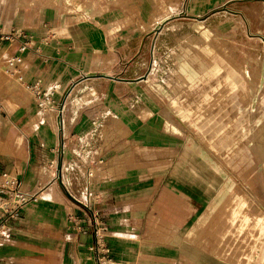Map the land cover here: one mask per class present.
<instances>
[{"label":"crops","instance_id":"1","mask_svg":"<svg viewBox=\"0 0 264 264\" xmlns=\"http://www.w3.org/2000/svg\"><path fill=\"white\" fill-rule=\"evenodd\" d=\"M158 10L159 0H0V31L20 28L31 36L17 66L23 81L5 70L8 60L18 53V42L4 43L0 51V172L17 175L23 188L38 198L19 211L18 220L11 221L10 236H0V264H40L44 255L39 248L50 231L57 229L64 234L61 242L85 251L84 257L70 255V264H97L91 224L83 220L80 229L72 227L68 215L82 218L83 212L57 178L71 189L77 190L75 183L83 186L86 165L78 155L96 142L95 137L87 140L85 135H94L110 112L116 116L113 126L105 129L107 136H120L126 125L151 121L142 122L140 112L134 115L132 111L129 117L124 107L109 108L105 103L139 102L141 80L124 76L130 67L140 65L146 49L150 51ZM35 82L44 89L58 86L54 97L65 103L61 113L37 106L25 87ZM88 98L103 100L104 105H84ZM233 105L220 97L209 112L203 134L210 137L222 129L220 124L235 121ZM153 140L148 142L156 151H176L166 155L165 170L124 185L106 180L100 190L106 255L119 264H232L224 260L227 236L208 234V228L220 224L213 217L233 188L221 174L210 171L196 174L190 184L185 158L178 154L182 144L174 148L172 142ZM126 167L130 169L131 164L115 157L109 171L117 178ZM164 202L180 206L179 213L161 220L150 218L154 211L167 209ZM254 222L247 213L242 220L238 218L247 237L234 258L244 264L255 258L264 260V242L254 243ZM131 227L134 230H128ZM164 227L171 228L167 235L154 229Z\"/></svg>","mask_w":264,"mask_h":264},{"label":"rangeland","instance_id":"2","mask_svg":"<svg viewBox=\"0 0 264 264\" xmlns=\"http://www.w3.org/2000/svg\"><path fill=\"white\" fill-rule=\"evenodd\" d=\"M156 13L151 52L146 49L140 65L130 67L125 76L115 74L139 77V102L105 103L109 108L124 107L129 117L132 111L134 115L140 112L142 122L151 121L140 126L126 125L120 136H107L105 129L113 126L116 116L110 112L94 135H85L87 140L95 137L96 142L78 155L86 165L82 168L87 174L82 179L83 186L75 183L77 190L71 189L64 181V188L68 195L72 193L81 201L87 199L82 193L84 187L92 190L90 210L86 211L95 235V230L104 226L105 218L99 215L100 190L105 188L106 180L124 185L157 176L168 166L166 155L176 151H156L148 141L172 142L174 148L182 144L178 154L185 158L190 184L196 174L210 171L221 174L233 188L213 217L220 224H211L208 234L226 235L224 260L244 264L234 258V252L244 247L247 237L238 218L242 220L247 213L255 220L254 243L264 242V0H159ZM220 97L234 104L236 120L220 124L222 129L208 137L203 133L209 125V112ZM92 102L104 105L98 98L83 100L84 105ZM152 113L157 114L149 116ZM233 133L237 134L236 139ZM115 157L131 164L117 178L109 171ZM71 198L74 204L78 203ZM172 203L164 202L167 209L154 211L149 217L161 220L179 213L180 206ZM111 208L116 215V206ZM154 229L167 235L171 228ZM61 233L64 237L59 229L50 231L43 248H39L44 255L40 264H70V255L85 256L84 250L61 242ZM93 248L97 264L114 259L111 254L102 258L95 244ZM261 262L264 260L255 258L251 264Z\"/></svg>","mask_w":264,"mask_h":264},{"label":"built area","instance_id":"3","mask_svg":"<svg viewBox=\"0 0 264 264\" xmlns=\"http://www.w3.org/2000/svg\"><path fill=\"white\" fill-rule=\"evenodd\" d=\"M23 29L12 28L6 31H0V51L4 43H12L14 41L18 42L17 51L18 53L12 56L7 63L6 71L10 74L15 73L19 81H23L22 76L19 75V70L17 71V66L22 62V53L28 48L30 43V38ZM13 70V71H12ZM15 70V71H14ZM37 103V106L40 108L46 109H57L60 113L64 108V101H60L58 98L54 97L55 89L57 85L48 87L46 89L40 87L38 82L32 84H26ZM2 112V106L0 104V113ZM87 175V174H86ZM64 185V180L62 178H57ZM83 194L87 196V199L84 201L76 198L72 193H69L76 202L77 208L83 212L82 218L73 217L68 215V219L72 222V227L81 228V222L84 220L87 223L90 221L89 214L86 209H89L91 204L90 196L91 190L84 187ZM37 195L30 193L28 190H25L21 184L19 177L8 171L0 172V236L8 237L12 232L11 221L19 219V211L24 208V206L31 200L36 201ZM90 223V222H89ZM106 227L101 226L99 229L95 230V245L96 250L102 254V258L107 257L108 249L105 243V234L104 231ZM100 231H102L100 233ZM93 248V247H92ZM101 261V258H99ZM106 264H119L111 258L105 259ZM99 264H105L104 262H99Z\"/></svg>","mask_w":264,"mask_h":264}]
</instances>
